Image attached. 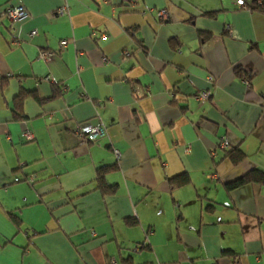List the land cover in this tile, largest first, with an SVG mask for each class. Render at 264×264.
I'll return each mask as SVG.
<instances>
[{
	"label": "crops",
	"instance_id": "crops-1",
	"mask_svg": "<svg viewBox=\"0 0 264 264\" xmlns=\"http://www.w3.org/2000/svg\"><path fill=\"white\" fill-rule=\"evenodd\" d=\"M244 3L0 0V264H264V184L226 188L264 171V9Z\"/></svg>",
	"mask_w": 264,
	"mask_h": 264
},
{
	"label": "built area",
	"instance_id": "built-area-1",
	"mask_svg": "<svg viewBox=\"0 0 264 264\" xmlns=\"http://www.w3.org/2000/svg\"><path fill=\"white\" fill-rule=\"evenodd\" d=\"M235 2L239 7L247 8L244 0H235ZM255 5L261 9H264V2H262V0H255ZM66 12L65 6H61L57 9L58 14H64ZM156 12L157 16L160 18L166 17L167 15L166 10L164 9L157 10ZM2 14H5L7 18L10 19V21H20L28 16V11L22 5L6 6L3 8ZM226 30L229 31V26H226ZM35 33L36 31H32L31 35H34ZM60 44L64 47L67 44V40H62ZM52 55L53 53L50 51H41L38 56L41 59L47 60L51 59ZM210 79L212 78L210 77ZM246 83H248V81H246ZM209 94L210 93L207 90H200L193 96V98L195 101H200L207 99ZM72 133L80 144H85L96 140L100 136H103L106 133V128L100 121L85 122L79 124L75 129H73ZM21 136L25 141H30L34 138L31 128L27 125L23 127ZM220 145L223 146L224 143ZM186 150H188V148H186ZM116 155H119L118 151H116ZM134 250L137 251L138 248L135 247ZM112 263H114V260H112Z\"/></svg>",
	"mask_w": 264,
	"mask_h": 264
},
{
	"label": "trees",
	"instance_id": "trees-1",
	"mask_svg": "<svg viewBox=\"0 0 264 264\" xmlns=\"http://www.w3.org/2000/svg\"><path fill=\"white\" fill-rule=\"evenodd\" d=\"M236 73H238L240 76L242 75V73L244 74V72H242L241 68H236ZM245 75L246 76H244V77H245L246 81H248V83H249L250 76H248V74H245ZM24 94H25L24 92H20L16 96V98H17L16 100L18 102H21V98ZM195 94H193V96ZM15 109H16V111L14 112V117L17 119L22 118V114L20 113L19 107H16ZM233 151L232 150L228 151V154H230L232 156V159L234 161L239 160L242 155L239 153H233ZM116 168H117L116 164H111V165H104V166L99 167L97 169V171H96V184H97V188L101 191L102 194H112L114 192L115 186H109L108 184H106V182L104 180V175L106 173L116 169ZM168 181L172 187L181 186V185H185L186 183L189 182V176L186 172H181L177 175L170 177L168 179ZM249 182L264 184V171H262L260 169H256V168L252 169V170L248 171L246 174L240 176L239 178L228 182L226 185V188L232 189V188H235L239 185L249 183ZM126 222L129 224H135L136 220H135V218H131V219H127Z\"/></svg>",
	"mask_w": 264,
	"mask_h": 264
}]
</instances>
